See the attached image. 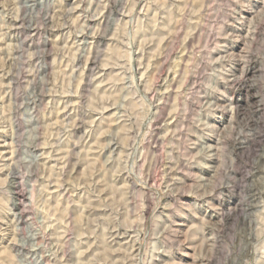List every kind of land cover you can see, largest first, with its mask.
I'll return each instance as SVG.
<instances>
[{
  "label": "rangeland",
  "instance_id": "374dc122",
  "mask_svg": "<svg viewBox=\"0 0 264 264\" xmlns=\"http://www.w3.org/2000/svg\"><path fill=\"white\" fill-rule=\"evenodd\" d=\"M0 264H264V0H0Z\"/></svg>",
  "mask_w": 264,
  "mask_h": 264
}]
</instances>
